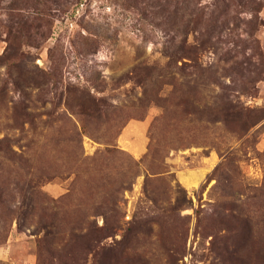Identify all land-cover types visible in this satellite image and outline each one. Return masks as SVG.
<instances>
[{
    "label": "rangeland",
    "instance_id": "rangeland-1",
    "mask_svg": "<svg viewBox=\"0 0 264 264\" xmlns=\"http://www.w3.org/2000/svg\"><path fill=\"white\" fill-rule=\"evenodd\" d=\"M0 264H264V0H0Z\"/></svg>",
    "mask_w": 264,
    "mask_h": 264
}]
</instances>
